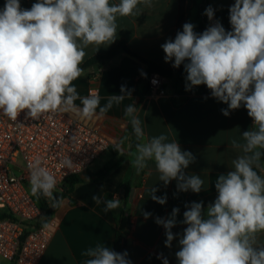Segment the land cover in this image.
Returning a JSON list of instances; mask_svg holds the SVG:
<instances>
[{
	"label": "clouds",
	"instance_id": "9594fccd",
	"mask_svg": "<svg viewBox=\"0 0 264 264\" xmlns=\"http://www.w3.org/2000/svg\"><path fill=\"white\" fill-rule=\"evenodd\" d=\"M153 0H37L30 9L20 0H5L0 9V112L16 121L21 112L32 119L55 112H77L83 118L106 113L119 105L131 91L121 86V94L108 97L101 106L100 96L90 91L80 96L73 81L83 75L81 65L86 49L96 51L114 43L120 17L139 16L142 7L150 8ZM142 6V7H141ZM204 14L209 21L214 9ZM231 30L217 21L197 33L191 22L183 24L174 39L161 45L165 62L173 68L184 67L185 88L205 85L211 96L227 105L224 116L242 106L252 119V127L229 144L237 155L231 168L219 174L214 183L217 196L204 208L203 201L185 207L182 234H174L179 208H173L167 218L155 222L165 229V246L179 236L178 264H264V0H235L229 8ZM80 105H76V101ZM137 106L127 105L136 137L131 166L137 173L154 164L158 179L167 186L177 182L180 192L200 193L205 179L186 174L195 162L191 151L182 150L176 139L161 133L146 139ZM117 150L120 146L117 145ZM62 168L71 169L69 156L60 160ZM31 194L49 198L54 205L63 204L56 194L57 179L37 157L28 164ZM158 189H148L157 203H166L167 196L155 195ZM104 211L120 207V199H102L93 195ZM151 213L145 212L147 219ZM46 226V225H45ZM84 264H132L128 253H118L104 244L85 250ZM163 264H168L167 258Z\"/></svg>",
	"mask_w": 264,
	"mask_h": 264
},
{
	"label": "crops",
	"instance_id": "0c3cea01",
	"mask_svg": "<svg viewBox=\"0 0 264 264\" xmlns=\"http://www.w3.org/2000/svg\"><path fill=\"white\" fill-rule=\"evenodd\" d=\"M205 0H185L184 17L180 19L181 0H153L150 8L142 7L139 16L120 17L117 20L118 33L114 43L107 47L95 46L86 49V56L81 67L93 57L106 55L124 45L142 59L151 61L162 68L170 69L172 62H165V53L161 48L168 39H174L183 24L191 22L199 33L202 21V5ZM37 0H20L23 8L30 9ZM118 3L119 0H112ZM235 0H208V7L214 11L222 10L234 4ZM5 0H0V9ZM210 24L217 22L214 18ZM147 65L135 56L119 49L117 55L103 64H96L83 69V75L73 81L80 96H87L95 91L100 96L101 106L107 103L109 96L121 94V86L131 91V99L126 98L119 105H113L106 113H99L92 118L80 119L99 127L111 142L110 148L90 169L80 175L81 182L76 184L68 198L63 199L54 214L58 221L55 237L40 264H84L88 259L82 253L97 244H104L117 251L116 229L124 207V217L130 223L126 235L127 244L123 252L128 253L132 264H178L175 253L179 250V236L172 241L171 248L165 246V229L158 225L156 217L167 218L173 208H179L174 234H182L184 227L180 223L186 205L203 201L204 208L217 196L214 183L219 174L228 172L231 160L237 155L229 141L239 137L243 131L252 127V119L243 106L224 116L221 109L227 105L211 96L210 90L202 85L201 93L185 92L175 88L169 81L167 93L149 94L140 98V93L147 75ZM76 105H80L77 100ZM134 103L138 116L146 133V139L166 133L169 139H176L182 150L191 151L195 162L185 170L186 174L200 175L205 179L200 193L180 192L177 182L167 186L158 179L154 164L137 173L131 166L134 159L136 137L131 131L129 118L124 115L127 105ZM117 145L120 150H117ZM107 174L101 178L106 172ZM127 187V192L125 189ZM158 189L157 196H167L161 205L149 195L148 189ZM120 194V207L105 212L103 203L96 204L93 195L102 199H112ZM151 215L146 219L144 213ZM124 240V241H125ZM264 242V237H261ZM0 264L10 263L0 257Z\"/></svg>",
	"mask_w": 264,
	"mask_h": 264
},
{
	"label": "built area",
	"instance_id": "2783aa9c",
	"mask_svg": "<svg viewBox=\"0 0 264 264\" xmlns=\"http://www.w3.org/2000/svg\"><path fill=\"white\" fill-rule=\"evenodd\" d=\"M151 93H167L168 78L154 72ZM111 142L103 131L69 112L44 114L32 119L21 112L16 121L0 112V257L14 264H40L58 226L31 194L28 164L39 157L57 179L62 191L67 179L80 176L104 155ZM69 156L71 169L60 160ZM21 160V161H20ZM114 196L120 198L117 193ZM46 225V226H45Z\"/></svg>",
	"mask_w": 264,
	"mask_h": 264
},
{
	"label": "trees",
	"instance_id": "16d2710c",
	"mask_svg": "<svg viewBox=\"0 0 264 264\" xmlns=\"http://www.w3.org/2000/svg\"><path fill=\"white\" fill-rule=\"evenodd\" d=\"M184 2H185V0H181V13H180V19L181 20L184 17ZM207 3H208V0H205L203 5H202V17L203 18H202V21L200 24L199 33L203 32L209 26V23L207 21V16L204 14L205 9L208 8ZM229 8H230V6L227 8H224L222 10L214 11V19L216 21H219L227 31L231 30V25L229 23ZM120 48L124 49L129 55L135 56L138 59H140L148 67L147 75H146V78L144 81V85H143L141 93H140V98H144V97L148 96L149 94H151L149 78L152 75V73H154V72H159L162 75H164L165 77H167L168 82L170 81L175 88L180 87L181 90L185 91V92H189L192 90V89L186 90V88H185L186 73L184 71L183 65H181L179 68H170V69L162 68L159 65H157L151 61L140 58L139 56H137L136 54L131 52L124 45L117 47L116 49H114L113 51H111L110 53H108L106 55H99V56L93 57L87 63H85L82 66V68L85 69V68H88V67L96 65V64H103V63L107 62L108 60L114 58L117 55ZM166 90H167V86H166ZM202 91H203L202 85L197 86V88L193 90V92H195V93H201ZM131 131L133 132L132 127H131ZM107 172H108V170L101 176V178H103L107 174ZM79 182H81V179L79 176L70 177L69 179H67L62 191H56V194H54V195H57V197L60 196L63 199L68 198L70 196V194L73 192L76 184H78ZM125 189L127 192L126 186H125ZM36 201L39 203V205L41 206V209L44 212L45 221L51 219L59 208V207L54 205V203L51 199L43 197V196H41ZM125 211L126 210L124 209V207L121 208V217L117 221V229H116V247H117V251H119L120 253H122V251H123L124 240L126 239L127 232L130 228V223L128 221H126V219L124 217Z\"/></svg>",
	"mask_w": 264,
	"mask_h": 264
},
{
	"label": "rangeland",
	"instance_id": "374dc122",
	"mask_svg": "<svg viewBox=\"0 0 264 264\" xmlns=\"http://www.w3.org/2000/svg\"><path fill=\"white\" fill-rule=\"evenodd\" d=\"M20 161H21V160H20ZM27 187H28V189L30 190L29 183H28ZM36 200H37V199H36Z\"/></svg>",
	"mask_w": 264,
	"mask_h": 264
},
{
	"label": "water",
	"instance_id": "95a60500",
	"mask_svg": "<svg viewBox=\"0 0 264 264\" xmlns=\"http://www.w3.org/2000/svg\"><path fill=\"white\" fill-rule=\"evenodd\" d=\"M124 244H125V245L127 244V241H126V240L124 241Z\"/></svg>",
	"mask_w": 264,
	"mask_h": 264
}]
</instances>
